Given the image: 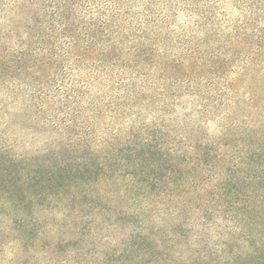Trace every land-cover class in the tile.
<instances>
[{
	"label": "clouds",
	"instance_id": "obj_1",
	"mask_svg": "<svg viewBox=\"0 0 264 264\" xmlns=\"http://www.w3.org/2000/svg\"><path fill=\"white\" fill-rule=\"evenodd\" d=\"M29 8L36 9L39 22L21 14ZM109 20L120 29V38L128 32L144 34L143 45L153 50L150 64L113 71L110 63L98 65L81 54L91 43L89 32ZM75 25L80 27L72 33ZM206 37L214 41L206 45L209 49L224 45L210 54L228 61L225 83L245 75L250 79L256 69L264 77V0H0V156L23 174L48 147L78 141L87 147L84 141L91 143L97 134L103 142L91 143L94 154L104 152L117 137L127 140L129 129L150 141L149 133L163 126L176 140L203 144L238 134L249 117L213 108L202 85H168L159 78L164 62L183 50L173 47L177 38L195 45ZM96 49L93 56L108 47ZM125 59L132 63L130 56ZM45 60L66 66L71 108L62 114L36 100L43 92L55 94L53 87L35 79L36 66ZM76 89L87 91L79 94ZM172 93L183 94L179 109L169 99ZM222 178L216 176L212 183ZM132 183L131 177L123 184L102 178L95 186L100 200L89 205L93 230L82 240V253L64 247L67 209L52 214L55 227L50 224L32 239L33 218L11 190L0 189V264H74L73 257L81 264H188L189 257L206 252V259L214 257L213 264H264V187L245 197L243 203L251 209L246 215L229 213L225 218L220 212L209 216L194 210L195 216L182 225L176 212L161 218L163 214L150 213V198L126 194L124 188ZM25 196V203L39 199L28 192ZM153 225L192 231L169 230L159 237L149 232ZM44 238L51 241L47 248L40 245ZM142 240L151 247H142Z\"/></svg>",
	"mask_w": 264,
	"mask_h": 264
},
{
	"label": "trees",
	"instance_id": "obj_2",
	"mask_svg": "<svg viewBox=\"0 0 264 264\" xmlns=\"http://www.w3.org/2000/svg\"><path fill=\"white\" fill-rule=\"evenodd\" d=\"M31 2L39 3L40 0ZM118 2L126 3L128 0ZM21 14H31L39 22L36 9H22ZM114 25L115 21L109 20L94 27L89 32L91 43L81 54L86 59L95 60L98 65L110 63L113 71L117 67H135L141 62L150 64L154 58L150 54L153 50L151 46L143 45L141 36L144 34L128 32L120 38V29ZM79 27L75 25L69 31L76 33ZM212 43L214 41L207 37L195 45L189 44L187 39L177 38L173 47H183V50L164 62V71L159 78L166 80L168 85L181 81H187L188 85L195 82L198 88L202 85L213 108L232 109L234 116L249 117L241 122L248 126L214 144L176 140L164 132L163 126L149 133L150 141H142L139 133L129 129L127 140L117 137L104 152L94 154L91 143L103 142V137L97 134L91 138V143L84 141L87 147H81L79 141L76 145L48 147L23 174L22 169L12 167L7 157L0 156V189L11 190L22 209L33 218L32 239L39 238L50 224L55 227L56 216L52 214L67 209V219L63 221L64 247L67 251L82 253V240L93 230V221L87 219L92 215L89 205L100 200L95 186L102 178L123 184L131 177L134 183L124 188L126 194L150 198L152 214L165 217L176 212L177 217L183 218L182 225L194 210H203L210 216L213 213L209 211L211 209L214 214L220 212L225 218L229 213L246 215L251 211L243 203L245 197L250 198L253 189L264 187V77L256 69L250 79L245 75L225 83L228 61L210 54L224 45H216L215 49L206 47ZM96 45L107 46L108 50L101 49L93 56L92 52L97 51ZM126 56L131 57L132 63L125 59ZM65 67L63 61L45 60L35 68V79L46 88L55 90V94L43 92L36 100L59 114L71 108L72 89L65 83L68 79ZM72 71L78 75L75 69ZM242 81L250 83L252 96L247 99L249 101H244L237 89ZM76 91L82 94L87 90ZM169 99L179 109L183 94L172 93ZM72 131L77 134L75 129ZM216 176L223 178L212 183ZM119 190L117 187L116 191ZM25 192L39 199L35 204L32 201L25 203ZM154 209L157 210L155 213ZM133 219L138 223V218ZM171 227L173 232L182 230L188 233L186 227ZM149 232L158 236L151 227ZM40 245L47 248L51 241L41 239ZM141 246L151 247V244L142 240ZM205 257H208L207 253L191 257L188 264H213L214 257ZM73 261L81 264L77 257H73Z\"/></svg>",
	"mask_w": 264,
	"mask_h": 264
},
{
	"label": "rangeland",
	"instance_id": "obj_3",
	"mask_svg": "<svg viewBox=\"0 0 264 264\" xmlns=\"http://www.w3.org/2000/svg\"><path fill=\"white\" fill-rule=\"evenodd\" d=\"M249 84L250 83H246V82H244V81H242L241 82V84H239L238 85V91H239V93H240V97L244 100V101H249V100H247V99H249L251 96H252V94H251V91H250V86H249ZM154 211V213L157 211V210H153ZM195 212L194 213H192L189 217H188V219L186 220V222H185V225H186V223L191 219V217L192 216H195ZM211 215H214V211H213V213L211 214ZM161 218H163V217H161ZM152 230L153 229H155V231L154 232H156L157 234H158V236L159 237H163L165 234H166V232L167 231H171L172 230V227H170L169 229H165V228H163V227H161V228H155V225H153L152 227ZM186 229L188 230V232H191L192 231V229L191 228H187L186 227ZM187 233V232H186ZM207 253V252H206ZM208 254V253H207ZM191 257H189V259H190Z\"/></svg>",
	"mask_w": 264,
	"mask_h": 264
}]
</instances>
